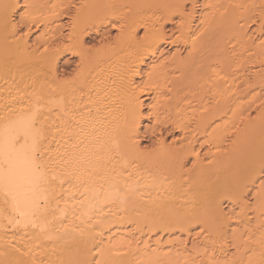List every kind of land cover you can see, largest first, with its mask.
<instances>
[{
	"label": "bare ground",
	"instance_id": "bare-ground-1",
	"mask_svg": "<svg viewBox=\"0 0 264 264\" xmlns=\"http://www.w3.org/2000/svg\"><path fill=\"white\" fill-rule=\"evenodd\" d=\"M9 135L0 264H264V0H0Z\"/></svg>",
	"mask_w": 264,
	"mask_h": 264
},
{
	"label": "snow or ice",
	"instance_id": "snow-or-ice-1",
	"mask_svg": "<svg viewBox=\"0 0 264 264\" xmlns=\"http://www.w3.org/2000/svg\"><path fill=\"white\" fill-rule=\"evenodd\" d=\"M18 142V137L14 135H9L3 142H0V155L6 154L9 159V164L12 165L14 163L15 158H21L26 165L31 163V156L28 152L18 150L15 145Z\"/></svg>",
	"mask_w": 264,
	"mask_h": 264
},
{
	"label": "rangeland",
	"instance_id": "rangeland-1",
	"mask_svg": "<svg viewBox=\"0 0 264 264\" xmlns=\"http://www.w3.org/2000/svg\"><path fill=\"white\" fill-rule=\"evenodd\" d=\"M66 21V20H65ZM168 27H170V25L168 26ZM110 28V27H109ZM109 28H107V29H109ZM110 33H112V34H114V33H116V31L115 30H112L111 29V32ZM179 47H173V48H170V47H163V55L161 56V58H159V60H161V59H163V58H165V57H167L169 54H173V53H175V51L178 49ZM184 54V53H183ZM67 58H69V56H67L66 57V59ZM70 59V58H69ZM76 58H71L70 59V61L72 60V61H74ZM147 68V67H146ZM147 103H149L150 102V100L148 101H146ZM148 109L146 108V111H147ZM149 140H147V142L145 141V143H149L148 142Z\"/></svg>",
	"mask_w": 264,
	"mask_h": 264
}]
</instances>
